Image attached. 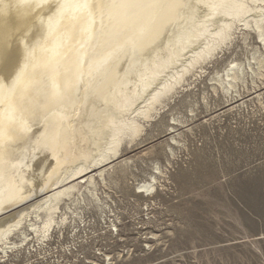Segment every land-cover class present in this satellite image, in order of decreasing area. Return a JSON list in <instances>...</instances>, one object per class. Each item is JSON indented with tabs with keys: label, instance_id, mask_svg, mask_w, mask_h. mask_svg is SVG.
Masks as SVG:
<instances>
[{
	"label": "bare ground",
	"instance_id": "6f19581e",
	"mask_svg": "<svg viewBox=\"0 0 264 264\" xmlns=\"http://www.w3.org/2000/svg\"><path fill=\"white\" fill-rule=\"evenodd\" d=\"M250 35L244 60L207 74ZM246 75L264 77V0H0V261L100 201L174 97L206 76L232 104ZM185 123L166 124L171 152Z\"/></svg>",
	"mask_w": 264,
	"mask_h": 264
},
{
	"label": "rangeland",
	"instance_id": "374dc122",
	"mask_svg": "<svg viewBox=\"0 0 264 264\" xmlns=\"http://www.w3.org/2000/svg\"><path fill=\"white\" fill-rule=\"evenodd\" d=\"M248 41L220 53L207 74L244 60L258 45ZM253 79L239 82L232 104L206 76L178 94L124 152L133 160L99 187L100 201L0 264H264V87L253 93L264 77ZM172 116L186 123L171 152ZM152 173L151 194L134 188Z\"/></svg>",
	"mask_w": 264,
	"mask_h": 264
}]
</instances>
